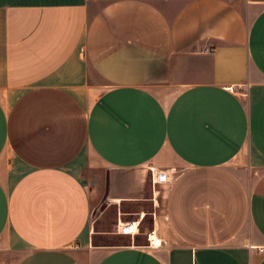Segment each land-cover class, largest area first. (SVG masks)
Returning <instances> with one entry per match:
<instances>
[{"label": "crops", "instance_id": "0c3cea01", "mask_svg": "<svg viewBox=\"0 0 264 264\" xmlns=\"http://www.w3.org/2000/svg\"><path fill=\"white\" fill-rule=\"evenodd\" d=\"M192 263L264 264V0H0V264Z\"/></svg>", "mask_w": 264, "mask_h": 264}, {"label": "rangeland", "instance_id": "374dc122", "mask_svg": "<svg viewBox=\"0 0 264 264\" xmlns=\"http://www.w3.org/2000/svg\"><path fill=\"white\" fill-rule=\"evenodd\" d=\"M170 163L172 164H177L176 161L173 159H169ZM88 163L92 164L95 168H97L99 171L104 172L106 168L99 163L96 157L93 155L89 156ZM178 166V165H177ZM151 170V169H150ZM169 183L166 182V184ZM165 183L162 184H156L157 186H161ZM165 188V186H163ZM161 188V187H160ZM165 190V189H164ZM163 190V191H164ZM147 196L151 194V186L149 185V188L147 190ZM103 202H101L97 207L96 211L97 214H99L100 207L102 206ZM143 205L138 206V205H126L123 204L122 210L124 212H128V216L130 219H136L138 217L137 212L138 210H143L144 212L148 213L146 216L141 220V224L139 225V230H141L143 233L151 227V215L149 214V211L151 210L150 204L147 202H143ZM114 206H107L104 208L103 211H101V216L98 218V220L95 223V230L96 234L93 237V243L95 245H117V244H127L132 241L131 235L130 234H124V233H118V229L116 228V222H115V214L116 210ZM137 220V219H136ZM135 242L137 244H148L146 234H142L137 236L135 238ZM165 243H162L161 246H164ZM160 246V247H161ZM159 248V247H158Z\"/></svg>", "mask_w": 264, "mask_h": 264}, {"label": "built area", "instance_id": "2783aa9c", "mask_svg": "<svg viewBox=\"0 0 264 264\" xmlns=\"http://www.w3.org/2000/svg\"><path fill=\"white\" fill-rule=\"evenodd\" d=\"M205 51H210V49L206 48ZM152 180L156 184H162L168 182V179H166V176L164 174H157L155 177L152 175ZM134 223L135 222H128L122 228L119 227V232L124 234H131V235L138 233V224L134 226ZM146 238L148 241L147 246L151 248H158L162 245V243H165V241H161L160 239H157L154 229L150 230L146 234ZM155 240L157 242H155Z\"/></svg>", "mask_w": 264, "mask_h": 264}, {"label": "bare ground", "instance_id": "6f19581e", "mask_svg": "<svg viewBox=\"0 0 264 264\" xmlns=\"http://www.w3.org/2000/svg\"><path fill=\"white\" fill-rule=\"evenodd\" d=\"M155 242H157V241L155 240Z\"/></svg>", "mask_w": 264, "mask_h": 264}]
</instances>
